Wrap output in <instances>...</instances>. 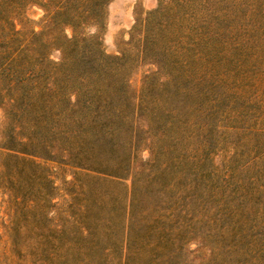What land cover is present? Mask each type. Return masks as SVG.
I'll return each instance as SVG.
<instances>
[{
    "label": "trees",
    "instance_id": "obj_1",
    "mask_svg": "<svg viewBox=\"0 0 264 264\" xmlns=\"http://www.w3.org/2000/svg\"><path fill=\"white\" fill-rule=\"evenodd\" d=\"M33 1L0 0V194L8 214L0 232V243L8 246L4 264H129L131 254L144 246L140 237L134 238L139 194L148 184L153 185V191L161 187L158 163L151 158L143 171L148 168L153 173L145 178L142 168L136 170L134 166L135 153L142 148L143 134L147 135L149 149L154 147L155 139L172 138L171 118L181 114L188 116L192 140L186 195L191 224L201 225L209 211L207 202L214 198L218 201L216 212L227 218L224 228L235 230L238 237L228 246L236 249L242 242L247 256L243 264H264L262 220L255 221L264 214V166H260L264 163V149L254 148L251 165L239 159L238 167L227 169L215 165L220 156L217 142H206V132L211 135L221 127L216 119L208 120L213 107L219 109L222 99L243 97V90L234 87L224 92V98L223 92L213 98L212 92L221 88L215 82L207 90L212 99L211 112L207 113L201 101L204 87L184 89L177 85L179 79L185 82L188 76L166 72L163 86L174 84L165 91L169 101L163 106L153 102L144 105L131 90L126 54H107L100 36L83 32L86 25H103L107 0H47L45 30L40 33L24 27L27 18L23 17V9ZM155 13L151 11L146 17L142 41L148 39L146 23L148 27ZM17 24L21 27L17 28ZM67 27L71 36L65 33ZM256 48H263L261 40L256 42ZM52 49L60 52L57 61L49 58ZM144 50L162 70L164 64L153 54H146L143 45ZM236 67L243 71L247 66L241 59ZM248 67L255 73V116L248 122L243 117L245 105L239 104L234 112L238 116L223 127L241 137L251 129L256 135L264 134V60L257 55ZM125 130L122 138L119 135ZM117 144L128 148L124 162H111L103 155L107 146L113 149ZM39 158L59 159L71 166L130 180L123 245L101 247L92 240L89 228H84L78 236L90 238L91 242L79 246L75 232H66L61 224L51 222L50 214L56 206L55 186L49 170L37 161ZM252 167L255 171L249 174ZM17 208L38 210L49 226H38L34 236L26 234L21 239L14 227ZM160 218L161 215L154 217L153 222ZM229 218L233 220L228 222ZM245 237L249 240L242 241Z\"/></svg>",
    "mask_w": 264,
    "mask_h": 264
},
{
    "label": "rangeland",
    "instance_id": "obj_2",
    "mask_svg": "<svg viewBox=\"0 0 264 264\" xmlns=\"http://www.w3.org/2000/svg\"><path fill=\"white\" fill-rule=\"evenodd\" d=\"M159 2L162 5L159 6ZM47 4L49 6L47 0H35L24 7L23 17L27 18L25 29L38 33L45 30ZM103 11V25H86L83 32L100 36L102 48L107 54H126L131 90L142 98L144 105L149 102L161 106L167 104L169 99L165 91L174 84L163 86L166 72L188 76L185 82L179 79L177 85L184 89L204 87L201 101L207 113L211 112L212 104L207 90L215 82L221 88L212 92L213 98L234 87L243 90V97L236 95L230 100L222 99L219 109L213 107L208 120L211 117L212 120L216 119L221 127L218 132L213 130L211 135L206 132V142H217L220 156L216 158L215 165L227 169L238 167L239 159L251 165L254 148L258 146L264 149V134L256 135L251 129L241 137L223 127L230 124L231 118L238 116L234 112L238 110L239 104L245 105L243 117L248 122L255 116V73L248 66L257 55L264 60V0H107ZM151 11L156 13L151 17L148 27L146 23L148 39L142 41L146 17ZM20 27L17 24V28ZM65 33L71 36L69 27L65 28ZM257 39L262 41L263 48H256ZM143 45L146 54H153L156 60L164 64L162 70L153 64L152 57L145 55ZM59 57V50L50 51V59L57 61ZM241 59L247 66L243 71L236 67ZM232 92L230 95H234ZM224 95L227 94H222V98ZM171 119L174 120L170 133L172 138L155 139L154 147L149 149L146 148L147 135L143 134L142 148L135 153L134 166L136 170L142 168L145 178L153 173L148 168L143 171L151 164V158L158 163L156 167L161 187L156 192L153 191V185L148 184L139 194L134 238L137 240L140 237L144 246L131 254L129 264H243L247 258L243 253L245 246H242V242L236 249L228 246L238 237L233 233L235 230L224 228L227 218L216 212L218 201L214 198L208 200L209 211L200 222L201 225L190 222L186 198L192 145L188 116L181 114ZM1 123L0 111V130ZM125 135L126 130L119 136L124 138ZM126 149V145L122 144H117L113 149L107 146L103 155L108 161L124 162ZM1 152L0 148V156ZM37 161L49 170L55 186L56 206L50 214L51 222L61 224L66 232H75L79 246H87L91 242L90 238L78 236L84 228H89L92 240L101 247L118 248L121 243L123 245L125 211L131 191L129 179L71 166L59 159L39 158ZM260 166H264V163ZM254 171L252 167L248 173ZM261 200L264 201V193L261 194ZM158 215L161 218L153 222V218ZM7 217V209L0 194V232L1 222H6ZM232 220L229 218L228 222ZM261 220L260 227L263 228L260 237H264V214L255 221ZM38 226H49L38 210L16 209L14 227L19 233L17 236L21 239L26 234L34 236ZM244 240L249 239L245 237ZM149 242L154 245H149ZM7 247L0 243V264H4ZM233 257L235 261H231Z\"/></svg>",
    "mask_w": 264,
    "mask_h": 264
}]
</instances>
